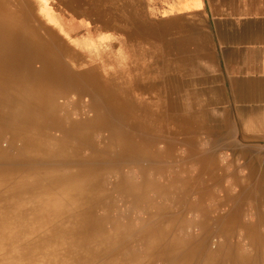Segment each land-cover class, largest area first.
Here are the masks:
<instances>
[{
	"label": "bare ground",
	"instance_id": "obj_1",
	"mask_svg": "<svg viewBox=\"0 0 264 264\" xmlns=\"http://www.w3.org/2000/svg\"><path fill=\"white\" fill-rule=\"evenodd\" d=\"M10 2L0 0V264H264V216L241 212L245 201L256 208L257 188L242 190L231 177L236 197L220 186L225 198H208L209 184L193 182L184 167L165 178L153 163L170 152L150 150L147 139L165 126L135 100L141 82L126 75L120 49L89 34L74 47L53 42L27 6Z\"/></svg>",
	"mask_w": 264,
	"mask_h": 264
},
{
	"label": "crops",
	"instance_id": "obj_2",
	"mask_svg": "<svg viewBox=\"0 0 264 264\" xmlns=\"http://www.w3.org/2000/svg\"><path fill=\"white\" fill-rule=\"evenodd\" d=\"M131 20V37L101 31L97 40L115 46V54L120 49L126 75L141 82L143 98L135 100L149 108L156 89L162 104L172 107L174 121L206 127V112L220 123L222 137L261 144L264 0H134ZM178 106L205 110L181 114Z\"/></svg>",
	"mask_w": 264,
	"mask_h": 264
},
{
	"label": "rangeland",
	"instance_id": "obj_3",
	"mask_svg": "<svg viewBox=\"0 0 264 264\" xmlns=\"http://www.w3.org/2000/svg\"><path fill=\"white\" fill-rule=\"evenodd\" d=\"M133 1L134 0H44L45 5L50 8L51 11L57 15V17L60 18V28L54 26L45 18L40 16L36 0H11L10 4L17 6L18 2H21L24 6H27L29 11H31L30 21L32 22V24H34V26L40 27L41 30L39 28L38 30L40 31V34L45 38L53 39V42L60 39L59 41L63 45H65L66 43L63 40L65 39L66 41H69L71 44H73L74 47L75 40L85 37L87 36V34H89L90 37L97 39L99 38V33L102 30H104L102 32L118 30L124 31L126 28H128V26L131 27V24L129 25V23L132 21L131 9ZM64 30H66L67 33H65ZM58 48L60 49L59 46ZM99 62L100 61H97L96 63ZM108 63L109 62H107L105 65L107 66ZM107 68V71H109L110 67L108 66ZM97 70H103V72H105L104 67L102 66H99ZM97 85L100 86L104 84H100L99 81ZM105 85L107 84L105 83ZM129 85L130 90H132V83L129 82ZM156 92H158L156 89L150 91L151 98L149 107H152L154 111L153 115L157 117V119H153H156L160 124L165 126V129L163 130L164 137H162L161 134H152L150 136L151 138L149 137L147 139H149V142L153 143L154 146V148H150V150L155 151L157 148V150L159 151H164L167 149V151L170 152L168 154L169 159L164 157L159 161V163H153L155 166L160 168V170H162L163 168V172L166 171L165 178H167L168 180L173 179L175 177V174L180 173L177 171H181L184 167L182 172L184 170L186 171V169L189 170L190 173L188 174L190 175V177H192L191 179L193 182H196L195 179L196 177H198L197 182L200 183V179L203 178V180L201 181L203 183L205 182L209 184L206 187L207 194H205L208 198L213 197L224 199L225 195L222 192V189H220L221 187H224V190L226 189L228 197L234 198L236 197V194H239V187L233 185L235 184L233 178L239 177L238 179H234L236 182L237 180L243 181L244 184L241 183L244 185L242 190L252 192L255 188H257V190L254 191V196L255 200H258L257 202H255L256 208H254V210L251 209V207H249L250 204L245 201L242 205L241 212L244 214L254 213L258 216H264V140L261 142V144L255 146L245 142L244 139L222 137L220 135V129H216L217 126L220 125V123L210 121V116H208V113L206 112H203V117L207 118V125H205L206 127L197 125V128H193L189 123L174 121L172 107L162 104L160 97L158 93L156 94ZM153 93H155V96ZM84 98L85 97H83V99ZM158 101L161 102L159 105L156 104ZM178 107L182 109L181 114H183V112L196 114L198 111L205 110V108L196 106L194 107L196 109H189L188 106ZM209 109L210 108L208 107V110ZM71 116L74 115L71 114ZM158 118H160V120H158ZM124 125H126V121ZM174 125L179 129L178 131L182 130V132L173 133L172 130L175 129L170 126ZM156 126L158 125L156 124ZM89 135L90 137L92 136L93 139L96 137L94 139L96 140V142L100 138L97 137L96 133H94L93 135L90 133ZM254 150H256V153H253ZM249 151H251L252 153H249ZM147 163L148 162L142 163L141 166L146 167ZM209 168L214 170H211ZM135 174L136 177L134 180L138 181L139 177L136 172ZM181 174L183 175L181 176V178H185V174ZM146 178H148L149 180L152 179L153 174L147 173ZM239 181L237 182L238 184H240ZM155 182H157L158 184H162L165 183L166 180L162 178H155ZM254 184L256 186H250ZM214 189L217 190L215 191ZM148 196L152 198L151 194H148ZM243 197L245 198L246 196ZM197 199L198 195H191V201H196ZM159 203L161 205L174 208L171 206L168 200H161L159 201ZM213 205L214 203L207 200L204 206L210 208ZM231 206L232 205H227V208ZM185 209V206H180L179 209L177 208V211L182 212ZM191 216L193 215L191 214ZM249 220L250 219L248 218L247 221ZM261 232L264 233V228H261Z\"/></svg>",
	"mask_w": 264,
	"mask_h": 264
},
{
	"label": "snow or ice",
	"instance_id": "obj_4",
	"mask_svg": "<svg viewBox=\"0 0 264 264\" xmlns=\"http://www.w3.org/2000/svg\"><path fill=\"white\" fill-rule=\"evenodd\" d=\"M196 2H198V3H199V2H201V0H196Z\"/></svg>",
	"mask_w": 264,
	"mask_h": 264
}]
</instances>
